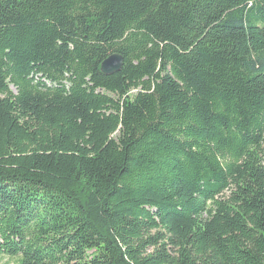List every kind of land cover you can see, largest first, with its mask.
I'll return each mask as SVG.
<instances>
[{
	"label": "trees",
	"instance_id": "trees-1",
	"mask_svg": "<svg viewBox=\"0 0 264 264\" xmlns=\"http://www.w3.org/2000/svg\"><path fill=\"white\" fill-rule=\"evenodd\" d=\"M263 145L264 0H0V258L264 264Z\"/></svg>",
	"mask_w": 264,
	"mask_h": 264
},
{
	"label": "water",
	"instance_id": "water-1",
	"mask_svg": "<svg viewBox=\"0 0 264 264\" xmlns=\"http://www.w3.org/2000/svg\"><path fill=\"white\" fill-rule=\"evenodd\" d=\"M122 65L123 57L119 53L113 52L101 62L100 71L106 75L113 74L120 71Z\"/></svg>",
	"mask_w": 264,
	"mask_h": 264
},
{
	"label": "rangeland",
	"instance_id": "rangeland-1",
	"mask_svg": "<svg viewBox=\"0 0 264 264\" xmlns=\"http://www.w3.org/2000/svg\"><path fill=\"white\" fill-rule=\"evenodd\" d=\"M264 149V145H263ZM0 263L1 264H16V259L15 258H7V257H1L0 258Z\"/></svg>",
	"mask_w": 264,
	"mask_h": 264
}]
</instances>
